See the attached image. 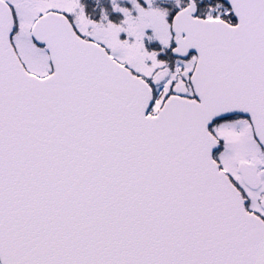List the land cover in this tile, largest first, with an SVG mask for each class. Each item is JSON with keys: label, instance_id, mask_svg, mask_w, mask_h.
<instances>
[{"label": "snow or ice", "instance_id": "snow-or-ice-1", "mask_svg": "<svg viewBox=\"0 0 264 264\" xmlns=\"http://www.w3.org/2000/svg\"><path fill=\"white\" fill-rule=\"evenodd\" d=\"M0 264H264V0H0Z\"/></svg>", "mask_w": 264, "mask_h": 264}]
</instances>
